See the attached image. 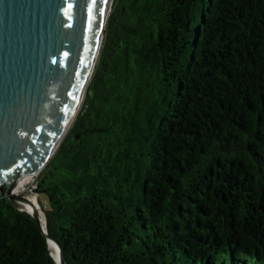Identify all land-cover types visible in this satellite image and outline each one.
I'll list each match as a JSON object with an SVG mask.
<instances>
[{
    "label": "trees",
    "instance_id": "1",
    "mask_svg": "<svg viewBox=\"0 0 264 264\" xmlns=\"http://www.w3.org/2000/svg\"><path fill=\"white\" fill-rule=\"evenodd\" d=\"M36 184L68 264H264V0H114ZM0 264H57L6 187Z\"/></svg>",
    "mask_w": 264,
    "mask_h": 264
},
{
    "label": "water",
    "instance_id": "2",
    "mask_svg": "<svg viewBox=\"0 0 264 264\" xmlns=\"http://www.w3.org/2000/svg\"><path fill=\"white\" fill-rule=\"evenodd\" d=\"M114 0H0V190L56 243L17 187L38 176L67 136L100 55ZM89 77V78H88ZM73 121V122H72ZM38 199V194L32 192Z\"/></svg>",
    "mask_w": 264,
    "mask_h": 264
},
{
    "label": "bare ground",
    "instance_id": "3",
    "mask_svg": "<svg viewBox=\"0 0 264 264\" xmlns=\"http://www.w3.org/2000/svg\"><path fill=\"white\" fill-rule=\"evenodd\" d=\"M110 13H111V11H110ZM110 13H109V16H110ZM103 39L104 38H102L100 40V45L101 46H102V43H103ZM94 70H95V68H94ZM94 70H93V73H94ZM93 73L91 75V79H92ZM91 79L88 80L85 91H87ZM84 97H85V95H84ZM83 100H84V98L81 100L80 105H79L77 111L75 112V114L73 116V120L75 119L76 115L78 114V111H79V109H80V107L82 105ZM33 178H35V177L34 176H30V177L25 178L22 182L19 183V185L17 187V190L21 189L28 180L33 179ZM29 198L32 199L34 204L32 205V204L25 203V204H22V208L25 211H27L29 213H32V214H34L36 212L40 213V216L42 218V225L44 226V228L47 229L46 217H45V214L43 213V210H42V208H41V206H40V204L38 202V199L35 196H29ZM49 248L51 250V253L56 257V259H59V250H58V247H57L56 243L53 242V241H50Z\"/></svg>",
    "mask_w": 264,
    "mask_h": 264
},
{
    "label": "rangeland",
    "instance_id": "4",
    "mask_svg": "<svg viewBox=\"0 0 264 264\" xmlns=\"http://www.w3.org/2000/svg\"><path fill=\"white\" fill-rule=\"evenodd\" d=\"M113 7V6H112ZM112 11V10H111ZM111 14V13H110ZM91 81V80H90ZM87 93V92H86ZM85 96H86V94H85ZM85 98V97H84ZM83 102H84V100H83ZM83 102H82V105H83ZM82 105H81V107H80V109H79V111H78V114H79V112H80V110H81V108H82ZM77 114V115H78ZM77 115H76V117H77ZM76 117H75V119H76ZM75 119H74V121H75ZM73 125V124H72ZM38 177V176H37ZM36 177V178H37ZM34 180V178L33 179H30V180H28L25 184H24V186L21 188V189H18L17 190V193L19 194V195H22V194H30L31 196H33L32 194V191H33V189H32V184H33V186H34V183H32V181ZM32 190V191H31ZM38 202L40 203H42L43 205H46L47 203H46V198L45 197H40V198H38ZM41 203H40V205H41ZM41 208H42V205H41ZM42 210H43V208H42ZM43 213L45 214V217H46V213L44 212V210H43ZM46 221H47V218H46Z\"/></svg>",
    "mask_w": 264,
    "mask_h": 264
},
{
    "label": "built area",
    "instance_id": "5",
    "mask_svg": "<svg viewBox=\"0 0 264 264\" xmlns=\"http://www.w3.org/2000/svg\"><path fill=\"white\" fill-rule=\"evenodd\" d=\"M37 177V176H36ZM36 177L34 178V180L32 181V183H34V186H33V184H32V189H33V191L32 192H35V190L37 189V184H36Z\"/></svg>",
    "mask_w": 264,
    "mask_h": 264
}]
</instances>
